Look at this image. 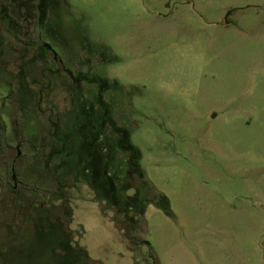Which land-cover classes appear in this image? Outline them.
Here are the masks:
<instances>
[{
    "label": "rangeland",
    "instance_id": "1",
    "mask_svg": "<svg viewBox=\"0 0 264 264\" xmlns=\"http://www.w3.org/2000/svg\"><path fill=\"white\" fill-rule=\"evenodd\" d=\"M3 124L0 264H264V0H0Z\"/></svg>",
    "mask_w": 264,
    "mask_h": 264
},
{
    "label": "flooded vegetation",
    "instance_id": "2",
    "mask_svg": "<svg viewBox=\"0 0 264 264\" xmlns=\"http://www.w3.org/2000/svg\"><path fill=\"white\" fill-rule=\"evenodd\" d=\"M7 17L9 19L8 22H10V18H14L16 20L15 16H12V17L7 16ZM40 50H41V52L43 54H47V55H49L50 58H52L53 60L57 61L61 71L62 72L66 71V73H68V75H70L74 80H76L77 76H82V78L85 76L86 78H88L87 73H85L84 71L77 72L74 75L69 69H67L66 65L63 63V61L61 60L60 56L53 50V48L48 43H44L43 42V45L40 47ZM97 78H100V77H96V79ZM99 96L102 97V92H101V95H99ZM124 141H125V139L123 140V138H122V146H123L122 148L123 149H132L134 151H137L136 153H138L139 149L136 146H131V145L127 146ZM134 163H136V161ZM14 186H16L15 187V189H16L17 185L14 184ZM120 233L123 235V238H125L127 240V242L130 241V238L128 236L133 237L130 228H127V229L124 228V231H121ZM126 233H127L128 236H126ZM130 243H132V242L130 241Z\"/></svg>",
    "mask_w": 264,
    "mask_h": 264
},
{
    "label": "trees",
    "instance_id": "3",
    "mask_svg": "<svg viewBox=\"0 0 264 264\" xmlns=\"http://www.w3.org/2000/svg\"><path fill=\"white\" fill-rule=\"evenodd\" d=\"M0 142L2 143V147H12V145L7 140L6 129H5V125L4 124L2 125V131L0 132ZM14 157H15V155L12 156V158L6 159L4 155H0V166L3 165L6 162H8V163L12 162ZM1 185H3V182L1 183ZM126 236H128L127 233H126ZM128 237L130 238V241H134L135 240L131 236H128ZM154 259H155L154 264H159V261H158V259H157V257L155 255H154Z\"/></svg>",
    "mask_w": 264,
    "mask_h": 264
},
{
    "label": "water",
    "instance_id": "4",
    "mask_svg": "<svg viewBox=\"0 0 264 264\" xmlns=\"http://www.w3.org/2000/svg\"><path fill=\"white\" fill-rule=\"evenodd\" d=\"M13 182H14V184L16 185V179H15V175L13 174Z\"/></svg>",
    "mask_w": 264,
    "mask_h": 264
}]
</instances>
